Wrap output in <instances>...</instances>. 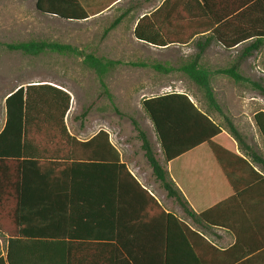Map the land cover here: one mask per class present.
<instances>
[{
    "label": "crops",
    "instance_id": "crops-1",
    "mask_svg": "<svg viewBox=\"0 0 264 264\" xmlns=\"http://www.w3.org/2000/svg\"><path fill=\"white\" fill-rule=\"evenodd\" d=\"M166 1L81 0L90 15L84 20L38 12L53 24L66 25H52L49 41L115 62L104 77L112 93L117 79L123 81L119 88L126 95L150 97L176 91L193 96L197 88L189 85L191 77L183 67L198 53L195 42L157 47L134 34L139 21ZM211 1L209 14L223 15L239 13L233 10L244 0ZM180 10L175 7L172 12ZM95 32L102 33L100 38ZM247 44L227 49L216 40L211 42L200 63L209 69L212 81L233 79L221 70L237 60L246 77L256 80L260 70L264 73L256 58L260 51L264 54V47L239 58ZM52 53L57 54L53 61L84 59L74 53ZM159 64L170 70L153 67ZM59 70L47 77L31 76L28 83L17 82L11 91L0 87V135L7 123L10 94L21 86L48 83L70 93L65 122L80 142L68 148L66 141H46L28 149L34 154H23L13 138L0 142V226L14 239L16 264H264V165L244 146L245 142L264 158V138L254 119L258 110L253 114L252 133L240 130L243 143L223 126V133L210 142L168 161L154 123L141 106L146 117L138 122L147 127L158 158L191 215L156 179L142 142L122 135L128 124L119 123L115 112L85 107L68 85L65 68ZM144 73L155 74L161 82L131 83L152 79ZM62 108L60 101V114ZM59 119L56 115L55 121ZM101 129L109 133V140L96 137ZM9 237L0 233V256L6 255Z\"/></svg>",
    "mask_w": 264,
    "mask_h": 264
},
{
    "label": "trees",
    "instance_id": "trees-1",
    "mask_svg": "<svg viewBox=\"0 0 264 264\" xmlns=\"http://www.w3.org/2000/svg\"><path fill=\"white\" fill-rule=\"evenodd\" d=\"M214 3L211 0H168L156 12L144 16L135 29V37L147 44L165 47L171 44H187L195 42L198 53L183 68L191 80L204 91L211 107L224 116L230 134L243 143V135L235 122L224 110L214 90L209 69L200 63V58L212 41L216 40L225 48L231 49L241 43L248 42L240 59L246 58L264 47V0H244L234 12L237 14H209ZM181 8L180 13L173 14L174 8ZM36 8L39 12L57 16L67 20H84L90 15L81 0H37ZM6 46L10 50H21L30 55H39L51 51L62 54H78L84 57V62L94 69L100 77L104 87L107 72L115 66V62L98 57L94 54H84L78 48L58 41L30 40L15 43H2L0 50ZM156 70L169 71L164 65H154ZM240 61L237 60L226 72L235 82H247L252 88L264 96V80H253L244 76L240 71ZM107 90V89H106ZM109 97L112 94L107 90ZM61 101V114L59 103ZM142 105L154 123L158 139L168 161L197 148L205 142L223 133V126L211 117L188 93L171 92L161 95L145 97ZM7 123L0 135V142L13 138L23 149V154L29 152L32 145L44 146L46 141L57 144L66 141V146L73 147L79 143L68 129L65 116L71 107L70 93L58 89L51 84L21 86L12 92L6 100ZM59 116V122L55 117ZM254 119L264 138V110L258 111ZM141 139V147L147 158L153 174L168 191V195L175 197L184 209L191 215L187 202L173 182L168 177L165 166L158 158V152L149 138L148 132L133 119ZM109 133L101 129L96 137L109 140ZM91 141V140H90ZM92 143V142H88ZM244 146L254 158L264 165V158L259 156L244 142ZM119 158V151L115 149ZM70 152H74L71 150ZM22 153V152H20ZM171 219L179 221L174 215ZM186 226L185 223L179 221ZM0 233L7 234V252L0 256V264H16L13 256L14 239L11 232L0 226Z\"/></svg>",
    "mask_w": 264,
    "mask_h": 264
},
{
    "label": "rangeland",
    "instance_id": "rangeland-1",
    "mask_svg": "<svg viewBox=\"0 0 264 264\" xmlns=\"http://www.w3.org/2000/svg\"><path fill=\"white\" fill-rule=\"evenodd\" d=\"M52 25L66 27V25L53 24L40 15L36 8V0H0V41L4 44L30 40L49 41L51 38L48 35V30ZM101 34L95 32L94 35L100 38ZM56 40L61 39L58 37ZM54 55L57 54L51 51L39 55H30L21 50L12 51L3 46L0 50V87L4 91H11L15 84H24L32 81L31 76L47 77L52 73L59 72V67H64L68 76V85L75 92H78L85 103V107L91 105L100 107L105 112H115L116 120L119 123L128 124V127L122 128V135L134 143L141 141L133 119L137 122L145 120L146 115L144 116L141 106L143 99L147 96L126 95L124 90L119 88V85L122 86L123 81L117 79L115 80L116 85L114 87L112 85L115 88L114 94L105 79L107 87L102 85L97 72L89 67L84 62V59L81 61L79 57L72 56L71 58H64L60 62L58 60L53 61ZM256 58L259 60L261 69H264L263 51L257 53ZM134 74L139 75L137 72ZM142 76H150L152 79L149 81L145 79L139 81L131 80V83L143 86L146 82H153L154 85L161 82V79H157L155 74L144 73ZM263 77L264 73L260 70V75L254 79L263 80ZM212 83H214V90L215 88L217 89V92L215 91L216 97L224 113L232 118L239 130L247 131L248 134H251L253 114L257 110L264 109V96L247 82H235L233 79L226 82L215 79ZM189 85L197 88V92H193V96H191L193 100L204 110L212 113L217 122L228 130L224 116L209 105L204 91L192 80L189 81ZM187 88L192 90L190 89L192 88L191 86H186ZM106 89L112 94V97H109ZM222 91H228L230 94L221 95L220 92ZM253 97L257 98L255 100L256 105H253L255 99ZM257 103H260V105ZM143 129L148 132L147 127ZM2 251L3 241H0V255Z\"/></svg>",
    "mask_w": 264,
    "mask_h": 264
}]
</instances>
